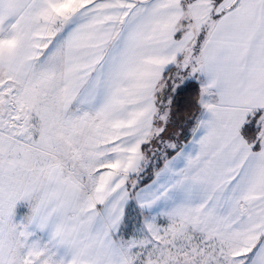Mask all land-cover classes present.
Here are the masks:
<instances>
[{
  "label": "snow or ice",
  "instance_id": "snow-or-ice-1",
  "mask_svg": "<svg viewBox=\"0 0 264 264\" xmlns=\"http://www.w3.org/2000/svg\"><path fill=\"white\" fill-rule=\"evenodd\" d=\"M0 264H264V0H0Z\"/></svg>",
  "mask_w": 264,
  "mask_h": 264
}]
</instances>
